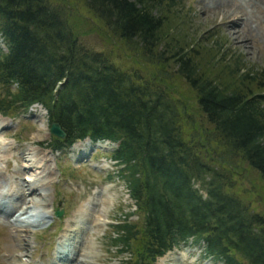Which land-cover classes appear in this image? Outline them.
<instances>
[{
  "label": "trees",
  "instance_id": "1",
  "mask_svg": "<svg viewBox=\"0 0 264 264\" xmlns=\"http://www.w3.org/2000/svg\"><path fill=\"white\" fill-rule=\"evenodd\" d=\"M80 1L81 22L71 0H0V114L41 104L66 133L45 144L53 150L86 137L116 144L107 155L141 218L112 225L123 264H153L190 240L220 264H264V210L233 190L242 166L264 183V66L198 49L182 30L169 37L180 0ZM97 26L143 66L89 45Z\"/></svg>",
  "mask_w": 264,
  "mask_h": 264
},
{
  "label": "rangeland",
  "instance_id": "2",
  "mask_svg": "<svg viewBox=\"0 0 264 264\" xmlns=\"http://www.w3.org/2000/svg\"><path fill=\"white\" fill-rule=\"evenodd\" d=\"M71 2L77 10L75 12L71 8L73 15L80 22L82 18H88L80 0ZM180 6L176 15L169 14V25L166 24L169 37H177L182 30L183 39L198 49L208 51L214 49L216 44L223 48L222 52L225 54L241 56L249 68L259 70L264 66V0H180ZM84 25L85 23L80 27ZM94 29L96 33L83 38L88 40L89 45L105 51H115V47H119L125 51L126 58H118L121 62L124 59L126 67L132 64L131 59L136 60L120 42L107 37L100 26ZM98 38L102 42L97 45ZM137 65L143 66L138 62ZM172 88L179 93L181 100H185L183 101L189 113L196 114V102L187 86L179 81ZM43 111L45 109L41 105H33L27 112L17 116L15 111H11V115L0 114V136L3 139L0 140V195L10 191L13 193L18 188L22 194L21 198H17L18 206L24 205V202L32 206L31 202L36 198L38 200L40 194L41 198L36 203L40 204L44 197L45 201L42 202L51 208V218L47 219L49 225L39 228L31 225L32 220L28 223L17 220V215L11 221L10 215L6 213L7 209L0 211V264H47L57 243L58 249L62 245L59 237L69 231V227H74L73 233L77 237L70 232L67 242L70 243L72 237L77 240L81 235L77 244H82L81 249L74 246L70 264H123L127 253H119L118 247L112 243V237L117 235L112 225L124 219L126 212H131L128 220L141 223V218L125 183L115 174L114 161L107 155L116 144L102 142L101 148L89 143L88 139H83L75 141L71 147L63 149V152L51 153L50 147L45 144L51 141L53 135L49 130L47 113ZM73 151L78 155H82L81 152L84 151L88 155H84L78 162H72L69 155ZM39 157L40 160H45L43 168L48 166L49 169L40 178L42 181L35 183L34 189L32 188L35 194L24 195L29 190L27 175L34 169L30 165L32 158ZM91 164L97 166L93 168ZM237 172L233 190L252 208L264 210V183L257 172L246 166H242ZM10 198L5 196L1 204L9 207L12 203ZM84 202L89 204L84 209L85 216L80 217L78 209ZM56 210H62L63 218L55 216ZM8 213H11L9 209ZM38 214H43L40 209ZM77 228H80L79 232L75 233ZM202 248V245L193 244L190 240L158 257L153 264H220L205 257Z\"/></svg>",
  "mask_w": 264,
  "mask_h": 264
},
{
  "label": "bare ground",
  "instance_id": "3",
  "mask_svg": "<svg viewBox=\"0 0 264 264\" xmlns=\"http://www.w3.org/2000/svg\"><path fill=\"white\" fill-rule=\"evenodd\" d=\"M216 1H218V0H216ZM217 3V2H216ZM222 7V6H221ZM242 41V40H241ZM0 122H1V118H0ZM0 140H2L3 141V139L1 138V136H0ZM3 147H5V146H3ZM2 147V148H3ZM9 150V149H8ZM1 151V150H0ZM8 152V151H7ZM2 155H4L3 153H2ZM5 156V155H4ZM35 162V163H34ZM44 162H45V160H44V158H42L41 160H40V157L39 158H37V159H34V158H32V163L30 164L31 166H33L34 167V169H32V172L30 173V174H28L27 175V180L29 181L28 182V185H29V190L27 189V192H25V193H23L24 195H28V193H34V191H33V189H34V186H35V183H38V182H40V181H42V180H40V178H43L44 176H45V174L47 173V170L49 169V167L47 166V167H45V168H43V165H44ZM16 178V177H15ZM46 178V177H45ZM17 179V178H16ZM46 180V179H45ZM27 182V181H26ZM10 187V186H9ZM13 187V186H12ZM33 188V189H32ZM8 190V189H7ZM21 192V190L20 189H18V188H16L14 191H13V193H12V195H15L16 193H20ZM35 194V193H34ZM7 197V196H6ZM36 197H38V196H36ZM41 198V195L39 194V199ZM44 197H42V201H45L44 199H43ZM11 199V201H12V203L14 204V203H16L15 201L13 202V199L12 198H10ZM9 199V200H10ZM39 199L37 200V198L35 199V200H33L31 203H32V206L30 205V204H28V202H24V205L22 204L21 206L19 205V206H14V207H16L15 208V211H13V213H15L16 211V213H17V220H22V221H27V223H28V221L29 220H32L33 222H34V218H37V217H39L40 215L38 214V212H39V209H40V211L42 212V213H44L45 211L47 212V213H49L50 214V211H51V208H50V206L49 205H47L46 203H43L41 200V202H40V204H37L36 202H38L39 201ZM31 201V200H30ZM30 201H29V203H30ZM89 202H90V200H89ZM89 202H84V203H82L81 204V206H80V208L78 209V213L79 214H81L80 215V217H83V216H85V215H83L85 212H84V209H85V207H87V204H89ZM43 203V204H42ZM78 215V214H77ZM98 216V215H97ZM12 217H14V215L12 216ZM98 218V217H97ZM102 219V218H101ZM100 221V220H99ZM26 224V223H25ZM32 225V224H31ZM23 226V225H22ZM74 227H69V231H66V233L63 235V237H61V241H59V243L60 244H62V245H60L59 246V249H61V250H63V251H65V250H69V242H67L68 241V238H69V236H70V231H72V229H73ZM79 229L80 228H77L75 231V233H77V232H79ZM75 235V237H77V235L76 234H74L73 233V236ZM73 240V239H72ZM74 241V240H73Z\"/></svg>",
  "mask_w": 264,
  "mask_h": 264
},
{
  "label": "water",
  "instance_id": "4",
  "mask_svg": "<svg viewBox=\"0 0 264 264\" xmlns=\"http://www.w3.org/2000/svg\"><path fill=\"white\" fill-rule=\"evenodd\" d=\"M49 130H50V133L55 136V137H58V138H64L66 133L65 131L62 129L61 125L59 122L57 121H52L50 123V126H49ZM55 214L57 215H61L62 214V210H57L55 211ZM50 217V216H48ZM47 219L46 218V215L42 214L40 217H38L36 219V221L32 224L34 227H42L44 225H46L47 223Z\"/></svg>",
  "mask_w": 264,
  "mask_h": 264
}]
</instances>
